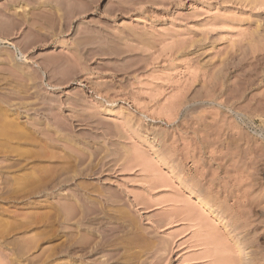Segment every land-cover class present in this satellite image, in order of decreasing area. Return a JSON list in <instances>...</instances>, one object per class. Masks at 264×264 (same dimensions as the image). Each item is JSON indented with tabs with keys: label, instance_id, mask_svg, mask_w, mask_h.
I'll list each match as a JSON object with an SVG mask.
<instances>
[{
	"label": "rangeland",
	"instance_id": "obj_1",
	"mask_svg": "<svg viewBox=\"0 0 264 264\" xmlns=\"http://www.w3.org/2000/svg\"><path fill=\"white\" fill-rule=\"evenodd\" d=\"M63 1L0 0V130L34 137L0 134V264H264V0Z\"/></svg>",
	"mask_w": 264,
	"mask_h": 264
},
{
	"label": "bare ground",
	"instance_id": "obj_2",
	"mask_svg": "<svg viewBox=\"0 0 264 264\" xmlns=\"http://www.w3.org/2000/svg\"><path fill=\"white\" fill-rule=\"evenodd\" d=\"M62 1H63V0H62ZM63 2H64V1H63ZM71 2H72V1H71ZM71 2H70V3H71ZM65 3H66V1H65ZM70 3H69V4H70ZM77 3H78V0H77ZM83 3H84V2H83ZM85 4H86V3H85ZM85 4H84V5H85ZM73 5H74V4H73ZM82 6H83V5H82ZM68 7H69V6H68ZM74 7H75V6H73V8H74ZM77 9H78V8H77ZM77 9H76V12H77ZM79 11H80V10H79ZM79 11H78V12H79ZM74 12H75V11H73V13H74ZM70 13H72V11L69 10V9H67V14L70 15ZM69 17H70V16H69ZM59 19H60V18H59ZM55 21H56V22L58 21L57 23H59V20H58V19L55 20ZM55 21H52V27L57 28L58 25H57V23H56ZM60 21H61V20H60ZM12 58H13V57H12ZM65 67H66V66H65ZM10 68H11V67H10ZM68 68H69V67H68ZM66 69H67V67H66ZM52 70H53V69H52ZM68 70H69V69H68ZM70 70H71V69H70ZM68 72H69V71H68ZM14 75H15V74H14ZM0 76H2V75H0ZM16 76H17V75H16ZM32 77H33V76H32ZM9 78H10V77H9ZM11 78H12V77H11ZM17 78H18V76H17ZM18 79H19V78H18ZM32 80H33V79H32ZM5 81H6V80H5ZM18 85H19V84H18ZM19 87H20V85H19ZM0 88H1V87H0ZM25 90H26V89H25ZM4 91H5V90H4ZM21 91H22V90H21ZM5 92H6V91H5ZM17 92H18V91H17ZM20 94H21V93H20ZM9 97H10V96H9ZM1 99H2V98H1ZM11 99H12V98H11ZM9 101H10V100H9ZM13 101H14V100H13ZM13 101H12V103H13ZM22 101H23V100H22ZM17 102H18V101H17ZM17 102H16V103H17ZM20 102H21V101H20ZM13 104H14V103H13ZM17 104H18V103H17ZM23 104L25 105V103H23ZM23 104H21V105H23ZM11 105H12V104H11ZM26 106H27V105H26ZM22 107H23V106H22ZM22 110H23V109H22ZM42 110H43V109H42ZM27 111H28V110H27ZM0 113H1V112H0ZM6 113H7V112H6ZM3 119H4V118H3ZM3 122H4V124H6V126H9V127H10V129L8 130L9 132H8L7 130H5L6 132H5L4 130H0V134H2L1 136L7 134V135H6V136H8L7 140H9V141H13V140H15V141H17V140H18V141H19V140L22 141L23 139H24V140H27V139L29 140L30 138H31L32 140H34V137H31L33 134H32L31 132H27V131H25V132H27V133H25L24 131H21L22 129L20 130L18 122L14 121V119H11V120L8 119V120H7V119L5 118V120H3ZM1 123H2V122H1ZM1 123H0V124H1ZM30 123H31V122H30ZM32 124H33V123H32ZM50 124H52V123H50ZM230 125H231V124H230ZM35 126H36V125H35ZM48 126H50V125H48ZM60 126H61V125H60ZM51 127H52V126H51ZM233 127H234V126H233ZM236 127H237V125H236ZM1 128H2V127H1ZM219 128H220V127H219ZM229 128H230V127H229ZM7 129H8V127H7ZM37 129H38V128H37ZM42 129H43V128H42ZM56 129H58V128H56ZM38 130H40V129H38ZM44 130H46V128H45ZM44 130H43V131H44ZM28 133H29V134H28ZM45 133L48 134V131L45 132ZM45 133H44V134H45ZM245 133H246V132H245ZM30 134H31V136H30ZM44 134L41 135V137H43ZM49 134H50V133H49ZM35 135H37V133H36ZM35 135H34V136H35ZM45 136H46V135H45ZM47 136H48V135H47ZM52 136H53V135H52ZM244 136H245V135H244ZM27 137H28V138H27ZM238 137H239V136H238ZM46 138L51 139L50 136H48V137H46ZM239 138H240V137H239ZM35 140H36V142H37V139H35ZM235 140H236V139H235ZM0 141H1V140H0ZM52 141H54V138H53ZM25 142H27V141H25ZM41 142H42V140H41ZM45 142H46V141H45ZM240 142H241V141H240ZM248 142H249V141H248ZM3 143H6V142H3ZM30 143H31V142H30ZM33 143H35V141H33L32 144H33ZM50 143H51V142H50ZM234 143H235V142H234ZM7 144H9V143H7ZM35 144H36V143H35ZM43 144H44V143H43ZM47 144H48V143H47ZM228 144H229V143H228ZM235 144H236V143H235ZM0 145H1V144H0ZM2 146H3V144H2ZM4 147H5V146H4ZM230 147H231V146H230ZM1 148H2V147H1ZM38 148H39V147H38ZM226 148H227V147H226ZM228 148H229V147H228ZM241 148H242V147H241ZM3 149H4V148H3ZM36 149H37V148H36ZM49 149H50V148H49ZM49 149H48V150H49ZM53 149H54V148H53ZM246 149H247V148H246ZM1 150H2V149H1ZM1 150H0V151H1ZM10 150H13V149H10ZM20 150L22 151V149H20ZM28 150H29V149H28ZM30 150H31V149H30ZM48 150H47V152H48ZM15 151H16V150H15ZM32 151L35 152V150H32ZM36 151H37V150H36ZM12 152H13V151H12ZM17 152H18V151H17ZM22 152H23V151H22ZM30 152H31V151H26V150H24L23 153L26 154V156H27V154H30ZM44 152H45V148H44V151H43L42 153L44 154ZM50 152H51V151H50ZM50 152H49V153H50ZM3 153H4V152H3ZM18 153H19V152H18ZM18 153H17V155H18ZM35 153H36V154L38 153L39 155H41V156L44 157V155L40 154L41 152H39V151H38V152H35ZM49 153H48V155H49ZM242 153H243V152H242ZM38 154H37V155H38ZM45 154H46V153H45ZM53 154H54V153H53ZM66 154H67V153H66ZM66 154H65V155H66ZM75 154H76V153H75ZM20 155H21V154H20ZM32 155H33V154H32ZM32 155H31V156H32ZM34 155H35V154H34ZM51 155H52V153H51ZM54 155H55V154H54ZM65 155H64V156H65ZM23 156H24V155H23ZM23 156H21V157H23ZM29 156H30V155H29ZM29 156H28V157H29ZM31 156H30V157H31ZM41 156H40V157H41ZM49 156H50V155H49ZM76 156H77V155H76ZM18 157H20V156H18ZM30 157H29V158H30ZM45 157H46V156H45ZM50 157H51V156H50ZM50 157H47V158L50 159ZM52 157H53V156H52ZM52 157H51V158H52ZM67 157H68V156H67ZM70 157H71V155H70ZM26 158H27V157H26ZM32 158H33V156H32ZM17 159H18V158H17ZM22 159H23V158H22ZM42 159H43V158H42ZM69 159H71V158L68 157V160H66V161H68V164L70 163V162H69V161H70ZM73 159H74V158H73ZM27 160H28V159H27ZM58 160H59V159H58ZM71 160H72V159H71ZM80 160H81V159H80ZM100 160H101V159H100ZM14 161H15V160H14ZM18 161H19V162H18ZM18 161L11 162L10 165H7L8 168H7V167H6V168H7L8 170H10V169H11V170H12V169H15V170L25 169V166H27V165H25L26 163L23 165V162H22V165H21V163H20L21 161H20V160H18ZM60 161H61V159H60ZM74 161H75V159H74ZM81 161H82V160H81ZM79 162H80V161H79ZM79 162H78V163H79ZM98 162H99V161H98ZM76 163H77V162H76ZM36 164H38V163H36ZM36 164H35V165H36ZM40 164H41V163H40ZM57 164H58V163H57ZM63 164H64V162H63ZM70 164L73 166L72 163H70ZM82 164H83V163H82ZM92 164H93V163H92ZM96 164H97V163H96ZM41 165H42V164H41ZM50 165H51V164H50ZM52 165H54V164H52ZM55 165H56V164H55ZM77 165H78V164H77ZM79 165H80V164H79ZM0 166H1V165H0ZM5 166H6V164H5ZM9 166H10V167H9ZM39 166H40V165H39ZM61 166H62V165H61ZM64 166H66V164H65ZM75 166H76V165H75ZM75 166H74V167H75ZM97 166H98V165H97ZM1 167H2V166H1ZM31 167H32V166H31ZM34 167H36V166H33L32 169H33ZM37 167H38V165H37ZM41 167H42V166H41ZM55 167H56V166H55ZM57 167H59V164H58ZM77 167H78V166H77ZM87 167H88V169L90 168L89 166H87ZM26 168L28 169V167H26ZM64 168H65V167H64ZM71 168H73V167H71ZM3 169H4V168H3ZM3 169H2V170H3ZM60 169H61V168H60ZM60 169L58 168V169L55 170L54 167L44 168V166H43V168H39V169H38L39 171L37 170L38 172L35 170L36 172H34V173H30V172H29V173L27 172V174L24 173L25 175H23V177L25 176V178H23V179H21V177L19 178V176H18L19 180H18V179H16L17 181L14 180V183L17 182V183H15V185L17 184V186H20L21 189L23 188V190H25V189H24V186H28V185H31V184H35L36 182H38V184H39V182L43 181V179H45V178H46V180H48V179H47V176H48V178H49V175L52 174L51 177H50L51 180H49V181H51V184L49 185L50 188L52 189V188H54L55 186H58V187L60 188V186H62L64 183H68L69 180H70L68 177L65 178L67 175H64V173H59V172H60ZM62 169H63V168H62ZM62 169H61V170H62ZM84 169H85V168H84ZM88 169H86V170H88ZM25 170H26V169H25ZM25 170H24V171H25ZM50 170H52V171H50ZM71 170H72V169H71ZM82 170H83V169H82ZM4 171H5V170H4ZM12 171H13V170H12ZM12 171H11V172H12ZM24 171L22 170V172H24ZM63 171H64V169H63ZM68 171H69V170H68ZM68 171H67V172H68ZM79 171H80V173H81V170H79ZM79 171H78V172H79ZM90 171H92V170H90ZM7 172H8V171H7ZM49 172H51V173L48 174ZM65 172H66V171H65ZM67 172H66V174H67ZM70 172L72 173V171H69V173H70ZM73 172H74V171H73ZM83 172H84V171H83ZM86 172H87V171H86ZM86 172H85V173H86ZM15 173H16V172H15ZM69 173H68V174H69ZM85 173H83V174H85ZM61 174H63L65 177L62 175L64 178H63V177L61 178ZM90 174H91V173H90ZM94 174H95V172H94ZM8 175H9V174H8ZM14 175H15V174H14ZM69 175H70V174H69ZM86 175H87V174H86ZM3 176H4V175H3ZM12 176H13V175H12ZM0 177H1V176H0ZM70 177H73V176H70ZM6 178H7V176H6ZM6 178H5V179H6ZM12 178H13V177H12ZM9 179H10V178H8V180H9ZM3 181H4V180H3ZM5 181H6V180H5ZM11 181H12V180H11ZM19 181H20V182L22 181V182L20 183ZM0 183H1V182H0ZM4 183H5V182H4ZM44 183H45V181H44ZM47 183H48V182H47ZM8 184H9V183H8ZM10 184H11V183H10ZM45 184H46V183H45ZM45 184H44V185H45ZM1 185H2V184H1ZM12 185H13V184H12ZM36 185H37V183H36ZM44 185L41 184V186H44ZM47 185H48V184H47ZM41 186H39V187H41ZM65 186H66V185H65ZM70 186H71V185H70ZM70 186H68V187H64V188H68V189H70ZM6 187H7V186H6ZM17 188H18V187H17ZM27 188H28V187H26V189H27ZM37 188H38V187H37ZM41 188H42V187H41ZM55 188H56V187H55ZM71 188H72V187H71ZM3 189H4V188H3ZM3 189H2V190H3ZM14 189H16V188H14ZM29 189H30V188H29ZM31 189H32V187H31ZM34 189H35V188H34ZM34 189H33V190H34ZM8 190H9V189H8ZM17 190H18V189H17ZM27 190H28V189H27ZM48 190H49V189H48ZM3 191H4V190H3ZM6 191H7V189H6ZM6 191H5V194H6ZM10 191H11V190H10ZM19 191H22V190H18L17 192H19ZM28 191H29V190H28ZM69 191H70V190H69ZM8 192H9V191H8ZM8 192H7V194H8ZM11 192H12V191H11ZM11 192H10V193H11ZM15 192H16V191H15ZM15 192H14V193H15ZM17 192H16V193H17ZM35 192H36V191H35ZM64 192H65V191H64ZM71 192H72V191H71ZM71 192H70L69 194H71ZM20 193H21V192H20ZM23 193H24V192H23ZM26 193H27V191H26ZM33 193H34V191H33ZM37 193H38V192H37ZM11 194H12V193H11ZM18 194H19V193H18ZM29 194H30V192H29ZM24 195H25V194H24ZM65 195L68 196V192H67V194H65ZM25 196H26V195H25ZM62 196H63V195H62ZM67 196H66V198H67ZM12 197H13V196H12ZM59 197H60V196H59ZM75 197H78V196H75ZM69 198H70V197H69ZM59 200H60V199H59ZM76 200H77V199H76ZM81 200H82V199H80V201H81ZM61 201H62V202H65V201H63V200H61ZM78 201H79V199H78ZM57 202H60V201H57ZM66 202H67V203H62V204L60 203L61 205L59 204V206L63 207V210H62V211H66L65 209L70 210L71 213H73V214H71V215L73 216L75 212H72V209H73V207H72V205H71L72 203L70 204L71 206L69 205V206L72 208V209H71L70 207L67 208V206L65 205V204L68 205V203H70V202H68V201H66ZM83 202H84V201H83ZM73 203H74V202H73ZM84 203H85V202H84ZM63 204H64L65 206H64ZM83 205L85 206V204H83L82 202H81V205H80V202H79L78 207H79V206L82 207ZM27 206H28V205H27ZM32 206H33V205H32ZM74 206H75V205H74ZM61 207H56V208H60V209H61ZM64 207H65V209H64ZM75 207H76V206H75ZM80 207H79V208H80ZM56 208H55V209H56ZM69 208H70V209H69ZM82 208H83V207H82ZM60 209H58V210H56V211H57V212H58V211L60 212ZM74 209H75V208H74ZM74 209H73V210H74ZM76 209H77V208H76ZM206 209H208V210H206ZM79 210H80V209H79ZM62 211H61L60 213L63 214ZM75 211H76V210H75ZM83 211H84V209L82 210V212H83ZM206 211H208V212L210 213L212 210H211L209 207L207 208L206 206H205V207L203 206V210L201 211V213H204V214L208 213V212H206ZM66 212H67V211H66ZM76 212H78V211H76ZM84 212H85V211H84ZM212 212H213V211H212ZM56 214L59 215L58 213H56ZM65 214H66V213H65ZM77 214H78V213H77ZM82 214H84V213H82ZM36 215H38V214H36ZM67 215H69V214H67ZM67 215H65V216L67 217ZM44 216H45V215H44ZM44 216H43V217H44ZM74 216H75V215H74ZM27 217H28V216H27ZM29 217H31V216H29ZM37 217H38V216H37ZM40 218H41V217H40ZM48 218H50V217H48ZM71 218H72V217H71ZM24 219H25V218H24ZM27 219H30V218H27ZM38 219H39V218H38ZM38 219H36V220H38ZM44 219H45V218H44ZM64 219H65V218H64ZM64 219H63V220H64ZM73 219H74V218H73ZM58 220H59V218H58ZM60 220H61V219H60ZM67 220H69V219H67ZM25 221H27V220H25ZM61 221H62V220H61ZM69 221H70V220H69ZM28 222H29V220H28ZM38 222H39V221H38ZM30 223H31V219H30ZM35 223H36V221H35ZM35 223H34V224H35ZM39 223H40V222H39ZM65 223H66V221H65ZM22 224H23V222H22ZM22 224H21V225H22ZM24 224H25V223H24ZM24 224H23V226H24ZM26 224H27V222H26ZM17 225H18V224H17ZM21 225H20V226H21ZM25 226H28V225H25ZM0 227H1V226H0ZM9 228H10V227H9ZM4 229H5V231H6V230L8 229V227H2L3 232H5ZM2 230H1V231H2ZM33 241H34V240H33ZM62 249H63V248H62ZM66 249H67V248H66ZM65 251H66V250H65ZM61 253H62V252H61ZM240 259H241V258H240ZM10 261H11V260H10ZM240 261H241V260H240ZM13 263H14V262H13Z\"/></svg>",
	"mask_w": 264,
	"mask_h": 264
}]
</instances>
